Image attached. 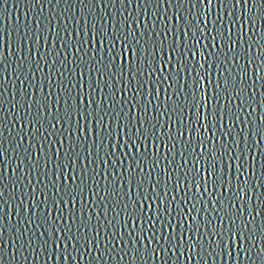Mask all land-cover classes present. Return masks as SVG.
I'll list each match as a JSON object with an SVG mask.
<instances>
[{
    "label": "snow or ice",
    "instance_id": "1",
    "mask_svg": "<svg viewBox=\"0 0 264 264\" xmlns=\"http://www.w3.org/2000/svg\"><path fill=\"white\" fill-rule=\"evenodd\" d=\"M29 14L0 28V264H264V0Z\"/></svg>",
    "mask_w": 264,
    "mask_h": 264
},
{
    "label": "water",
    "instance_id": "2",
    "mask_svg": "<svg viewBox=\"0 0 264 264\" xmlns=\"http://www.w3.org/2000/svg\"><path fill=\"white\" fill-rule=\"evenodd\" d=\"M9 6L10 7H9L8 11L10 13V17L7 19L0 18V28L4 29V32L12 31L13 37L15 38V36H16L15 27H16L17 23L19 22L20 30L23 31V25L26 22V19H31V14H29L27 17L25 15L26 12H28V0H9ZM63 7H64V5H60V7L56 9V11L59 12L60 9ZM101 7H103V6L101 5ZM215 11H218V9ZM215 11H214L213 15H215ZM75 12H76V16L79 17V15H80L79 5L76 6ZM237 14L242 15L241 9H237ZM168 22L170 24L175 23L174 20H169ZM257 27H259V24L257 25ZM169 39L171 40V37H169ZM197 59H199V56L197 57ZM241 63H244V61L241 60ZM9 71H11V69H9ZM39 75L40 74L38 73L37 76L39 77ZM261 75H264V72H262ZM205 87H207V85H205ZM9 91H12L11 84H9ZM17 98L19 99V97H17ZM8 99L11 100V96H9ZM162 99H163V97H162ZM259 100H260V97H259V95H257V101L259 102ZM5 107L9 108V105H5ZM260 111L261 110L258 109L256 115H259ZM207 135H211V133H207ZM217 135L219 136V133H217ZM262 146H264V145H262ZM257 160L259 161V156H257ZM257 171L259 172V163H257ZM5 173H6L5 179L7 180L8 176H10L11 174L7 172V169H5ZM33 179H35V178H33ZM261 191H264V189H262ZM67 207H71V206L68 205V206H66V208ZM79 207H80V205H79V203H77V209H79ZM209 211H211V209H209ZM12 222L15 223V219H13ZM93 223H95V221H93ZM186 223H191V221H187ZM259 224H260V218L257 219V225H259ZM257 240H259V236H257ZM153 246H155V244H153ZM92 254L98 255V253L95 250H93ZM45 259L46 258L42 257L40 259V261H38V262L33 261V264H45ZM105 260H107V257H105ZM198 262H199L198 257L189 261L184 256H182V257H180L179 262H176L175 258H173L172 260L169 261V264H198ZM47 264H60V262H57L55 260H48ZM75 264H89L88 257H85L84 260H77L75 262ZM112 264H115V262H112ZM137 264H140L139 260H137ZM149 264H162V261H160L159 259L156 261H149ZM229 264H231V262H229ZM240 264H248V262L245 259V260H242L240 262Z\"/></svg>",
    "mask_w": 264,
    "mask_h": 264
}]
</instances>
